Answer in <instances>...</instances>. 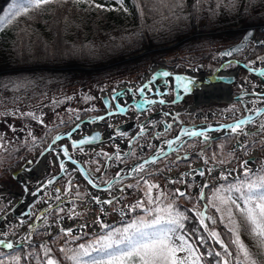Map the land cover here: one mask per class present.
<instances>
[{"label":"rangeland","instance_id":"rangeland-1","mask_svg":"<svg viewBox=\"0 0 264 264\" xmlns=\"http://www.w3.org/2000/svg\"><path fill=\"white\" fill-rule=\"evenodd\" d=\"M5 2L6 0H0V8ZM66 26V24H62L61 26L63 29L62 33H60L62 38L63 36L68 37L67 32L64 30ZM256 26L257 28L255 30L254 36L259 34L260 27H264V20L263 24ZM238 27H240L239 29H241L243 26L242 24H240L232 27H227L221 30H217L216 33L219 34L224 32H233L237 30ZM246 31V27H243L241 31H239L241 32V38L239 39V41H237V43L242 41V38L246 34ZM211 34L212 32H194L189 34V36L187 37L181 38V40H174L163 46L145 48L141 51L126 56L125 58H123V60L117 61L116 63L125 61L134 62V60L144 57L146 54L151 57V53L153 54L157 52H165L164 54H167L164 56L162 53V56H160L158 59L153 60L152 58V60H149L150 62L147 64L144 71L138 72L139 68L134 67L124 76L115 78L112 84H106V82L104 81L98 83V80H86V83L82 82L83 85H79L80 83L73 86L71 85L59 89L48 96L45 94L38 98L35 97L36 99L28 98V100H26V95L21 94L18 98H16L17 100H14L17 101V104L15 105H10L8 101L9 99L10 101H12L13 97L8 98L9 95L6 90L0 89V187L20 191L18 185L14 182L12 175L10 176V174H13L17 169V163H20L22 159L24 160L28 157L34 159V154L38 152L40 148H43L41 147V145L46 144V146H48L49 143H51L52 134L64 130V128L70 129L71 127H73V125H77L78 116L96 117L105 114L106 110L101 100L104 94H112L114 92L119 93L121 91L120 95L124 103H128L126 101V97H131V95L132 101H135L139 98V94L133 93L135 91L132 87L136 86L143 80H149L144 89L145 93L149 95L148 97H142V100L140 101L149 99L151 97L150 95H152V93H149V91H152L153 94L155 92L161 93L162 96H155V99L157 98L156 100H154L153 102H149L144 106H140L137 111L134 110L132 105L129 104L127 113L129 111H131L132 114L134 113V119L127 118L126 120V118H119L121 119V122L131 124L129 130L131 129L134 133L132 134V138H130V135L125 136L126 140H124V142L127 140L133 141V146L129 147L128 145V149H126L123 142L120 144L119 148H115L114 146H112L113 143L109 142V144L104 145V147H108V150H103V148L101 150V153H105L107 155L102 156L100 154L91 152L93 157H86L84 155L83 159H81L82 165L94 171H96L95 169L98 167L100 169L104 168V161H108L109 170L106 178L100 182L102 184H105L107 180H110L113 171H115L110 170L111 166L113 165V162H111L112 160L115 161L114 168H118V162L122 163L121 166H123L125 164H129V162L146 159L153 154L154 150H157V148H159L160 144H166V140L168 138H173L177 132H182V129L191 126V124L206 125V122L210 121V123L212 122L217 124L230 123L228 126H231L239 122L237 120H239L240 118H244L243 116L246 114V111L241 106L243 93H250L249 96L246 95V99L248 100L253 98V92L256 95L260 94L259 97H255L256 99L264 98V96L261 95L264 93V75H262V71H260L264 68V55H262L264 53V44L259 43V41H264V36L256 37L253 40V45L250 46L249 44V47L245 48L240 54L235 55L234 58L237 62L229 63L225 57L221 56V51L237 43H233L228 47L221 48V44H219V42H212H215L217 39L220 41H224V39L221 38L223 36H221V34L212 36ZM46 35L47 32L45 30H39L37 34L38 44H42V42L44 43V37ZM207 36H211L212 38L207 39L205 43L202 42L204 37ZM189 38H195L196 42L193 43L194 47L200 46L201 49L199 53H195V55H198L200 58L197 57V59L184 62V64L181 60V57L177 55V49H179L178 47L181 46V44ZM225 38L228 41V36H225ZM11 39L12 37L8 34L5 35L4 40L0 42V66L12 64L8 68H6V70L4 69L0 71V74L7 75L8 72L6 71L18 69L14 68V63H21L24 61V59L21 58L20 55L18 56V50H16L15 53L17 56H8L7 51L10 49L9 42L11 41ZM203 44L206 45L203 47ZM47 54L49 55V51L47 52ZM171 57L173 58L171 59ZM253 58L256 61L260 60L259 63L261 64L252 62L249 63V60ZM168 59H171L172 62H166ZM49 61L52 62L56 60L51 59ZM114 64L115 63H108L102 67H94L93 65L81 63L79 65H75L76 67L74 68V71H76L82 77L84 76V72L89 74L91 70L101 69L103 67L111 66ZM57 66L61 67L65 65ZM57 66H43L40 62H38V60H35L34 62L32 61V65L29 67V69L30 72L46 71L44 73L50 74V70H53V67L56 70ZM63 68L65 67H61L59 69ZM155 68L156 70L153 71V69ZM173 68L175 72H172ZM249 68H253L254 70H251ZM256 68L257 70H255ZM185 69H191L196 73H187ZM218 69L226 71L234 70L236 73V77L230 75V78L233 81L228 83L227 79L224 78V76H226L229 79L228 73L221 74L218 77L219 79L222 78L221 80H215V82H213L214 85L209 84L210 86L204 84L206 86L203 87H229L231 92L230 101L215 100L210 102H197L195 101L194 96L188 94L185 95L184 101L177 102V104H175V107H178V105L179 107L177 108V110H175L176 114L174 117H171L166 113L165 105L161 103V101L164 100L163 97L165 98V94H163L162 90H160V86L166 84L167 79H165V76L161 75V73L168 72L169 74H182L183 76H195L194 78L203 79L204 77L200 76L199 72H201L202 74L203 72L216 73L218 72ZM32 74L34 75V73ZM148 75H150L151 77L148 78ZM187 80L188 79L182 78L179 81L176 80V82L180 86H183V84H187ZM195 80H197L196 82H199L201 85L204 83L201 82V80ZM205 80L207 79L205 78ZM92 85L95 87V90L92 89ZM0 88H2L1 83ZM127 90L129 93L127 92ZM191 92L197 91L192 90ZM166 95L170 96L168 94ZM169 98L172 102L173 97L170 96ZM257 102L259 103V101ZM251 105L252 108H254L256 106V102L252 103ZM252 108H250L251 111H253ZM163 118H168L167 122H171V120L173 121L171 130L167 133L158 129V127L164 129V125L161 124L160 126L159 124ZM179 119L181 120V122L179 121ZM65 122H67V125H61L65 124ZM163 122L164 121L162 120V123ZM259 124H261L260 120L249 123L247 126H245V128L243 127V131L246 130V132L238 131L237 133H232L229 128L218 130L219 133H216L218 131H215L216 134L213 131L207 132L211 137L214 136L212 139H210V137L207 141L201 140L199 137L187 139L181 148L177 150L175 149L181 154L175 155L174 152H171L164 158H161L157 160V162L150 164V166L145 167V170L139 173L144 174V180L147 181L146 184L138 185L135 183L138 180H134L131 183L133 187H128L127 185H125V191L121 192L122 200L120 202H116L114 205H111L105 214H102L101 211L95 208L80 210V206L83 205L84 202L73 201L70 204L73 205L74 208L69 210V215L73 212H76L78 219L82 220L85 223H78L77 220H63V222L65 224L67 223L68 228L75 226L77 223V225H82L83 233L90 227L92 228L98 222V220L102 221L98 216L99 214H101V216L103 217H107V215H120L123 217H127L126 214L128 212L125 211L124 214H121V209L126 210L127 202H130L129 205L133 206L138 205L139 202V206H136L135 209L138 214L137 216L142 217V215L151 213L154 208H159V206L164 203L163 200L166 197V199L170 203H172L173 201H179L182 204H185V206L189 207V209L197 213L200 222L201 220H203L204 223H201L203 226L207 225V227H211L215 223H212L213 218L210 215L219 214L217 213V207L215 206L217 205V197H219V199L221 198V192H215V190L220 187L219 185L224 182L236 180L244 171L250 173L254 171L258 172L261 170V168L259 167L264 165V161H262V159H264V148L256 145H249L253 138V141H258L259 143L264 142V131H261L259 129ZM173 129H177V131L175 134L171 135ZM157 130L162 133L158 136H161L163 138H161L159 144L157 143L156 145H153L152 137ZM247 133L253 134L248 135ZM123 134L124 132L119 135L121 139ZM224 138H229L230 140H222ZM213 141L216 142V146L218 148H212L213 151L207 154V150H205V148ZM227 142H230L229 148L225 147ZM26 144H28V147H30V152L25 153L13 167L8 168L7 165L11 161V155L8 154L6 150L12 152L13 150L19 149ZM117 152L120 155L119 161L115 158L111 160L108 159V157H116ZM179 160L180 162H178ZM51 161L47 162L48 165L51 163ZM221 161H223V163H221ZM207 165L211 168H206ZM215 166L219 168L211 170ZM199 168L203 169V178H201L197 172V169ZM5 169H7L8 171L6 170V172L3 173ZM186 170L191 171L187 174H184V171ZM210 171H212L211 174ZM57 172H59L58 166L53 165L52 169L49 170V175H54ZM1 173L3 174L1 175ZM170 175L172 177H170ZM8 176H10V178ZM66 179L67 177L64 179H60L59 181L54 183L51 186L50 190L43 195L42 199L44 200V204H41L43 200L41 202H37V205H39V210H43L41 212V217H43L44 219L43 222L41 221L39 226L34 229V234H25L24 241L17 244V247L13 248L11 251L21 246L33 247V245L36 244H40L41 246H44L45 244H47L48 246H52L53 244L61 245L64 242L72 240L73 238H77L69 237L72 236L70 233L66 235L63 232H54L57 229L55 216L63 212L61 211L62 207L67 206L65 204H59L58 206V201L60 200V198H56L57 196H59L56 185H59L63 189L62 198L68 197V195H64V193L66 192ZM3 180H9V182H3ZM70 183L71 186L77 184L80 187V192L83 196L82 199H86L89 197L83 186V183L80 180H74L69 182V184ZM69 184L67 186H69ZM149 184L158 185L159 187L152 188L151 193L148 194ZM176 189H180L185 193V195H178L176 193ZM113 191L114 188L110 190V192ZM52 192L54 193L53 195ZM201 193H203L205 197L203 200L200 199ZM47 196H50V200H46ZM12 200H15V197H13L10 193H2V195L0 196V213H6L8 211V208L13 205L11 203ZM169 202H167V204ZM205 202L208 204V206ZM65 203L68 202L65 201ZM87 204L88 203L86 202L85 205ZM51 206L55 207L50 208V210L48 211H44L45 208ZM217 206L220 207L219 205ZM32 210H34V207L32 208ZM219 216L228 217L229 215L226 212L224 215L220 214ZM209 217L211 219H209ZM9 218H11V223L1 225L0 227L6 229H1L0 233L9 235L12 240H14L13 237L17 236L18 234L20 236H23L22 232L25 224H23V222L19 223L18 220L12 218L10 214ZM50 220H52L51 224H48ZM231 222V226H227V228H230L235 234V237H237V226L233 221ZM40 226L44 228V230H38ZM104 228L105 227H100L98 231H93L91 234L98 235L104 230ZM53 238H58V241L56 242V240H53ZM239 241L241 242L240 239ZM244 247L247 249L246 246ZM234 249H236V247ZM234 249L230 250L231 254H233V252L235 251ZM7 252L8 251H5L0 246V253L5 254ZM248 253V258H245L242 252L238 253L237 257L240 260L239 264H253V262L257 264L249 250ZM177 256L179 259L186 261V264H193L187 251H181L177 254ZM6 264H13V260H10L8 258ZM235 264H237V262H235Z\"/></svg>","mask_w":264,"mask_h":264},{"label":"trees","instance_id":"trees-1","mask_svg":"<svg viewBox=\"0 0 264 264\" xmlns=\"http://www.w3.org/2000/svg\"><path fill=\"white\" fill-rule=\"evenodd\" d=\"M250 2L255 5L261 4V0H250ZM95 3L105 7L97 9L86 3L77 4L71 0L68 2L58 0L57 3L49 4L40 10H34L29 7L28 0H6L0 8V42L4 40L5 35L9 34L12 39L9 42L8 56H17L15 53L18 50V56L20 55L24 59L21 63H14V68L18 69L6 71L8 72L7 75L0 74V83L2 84L0 89L6 90L9 95L8 98L13 97L12 101L8 100L10 105L17 104V101L14 100H17L16 98L21 94L26 95V100L38 98L45 94L48 96L71 85L79 83V85H83L87 82L86 80H98V83L104 81L106 84H112L115 78L124 76L134 67L139 68L138 72L144 71L150 62L149 60L158 59L162 53L164 56L167 55L164 54L165 52H157L151 53V57L146 54L134 62L116 63L142 49L163 46L174 40H181V38L187 37L197 30L205 33L212 32L211 35L216 36L217 30L240 24L243 27L261 25L264 20V10L243 13L229 10L228 6L231 4V0H122V3L119 0H95ZM26 8L28 9L27 12L24 11ZM62 24L67 25L64 30L68 37H61ZM40 29L47 32L44 43H39L41 45L37 42V34ZM219 34L223 36L221 38L224 41L217 39L212 43L219 42L221 48L237 43L241 38V32ZM225 36H228V41ZM209 38L212 37H204L202 42L205 43ZM195 42V38H189L178 47L177 55L181 57L183 63L197 59V57L200 58L195 53H199L201 48L200 46L194 47L193 43ZM205 45L203 44V47ZM48 51L49 55L47 54ZM57 53L61 54L57 55ZM51 59L58 61L50 62ZM171 59L166 62H172ZM35 60H38L43 66L65 65L61 66L65 68L59 69L61 67L57 66L55 70L53 67L50 74L44 73L46 71L30 72L29 67ZM78 63L89 64L94 67H102L108 63L115 64L91 70L89 74L84 72V76L81 77L74 71L75 65H79ZM11 65H1L0 71L6 70ZM92 89L95 90L93 85ZM61 125H67V122ZM222 140L229 141L230 139L224 138ZM214 142L206 146L207 154L213 151L212 148H218ZM229 145L230 142H227L225 147L229 148ZM249 145L264 148V142L254 141ZM29 150L28 144L12 152L6 150L11 155V161L7 167H13L21 156ZM10 176L8 177L10 178ZM258 177H264V166L258 172H245L240 178L219 185L220 187L215 192H221V198L217 197L215 200L220 207L215 206L220 211L217 212L219 214L210 215L216 221L211 227L203 226L197 213L185 204L179 201L170 203L165 197L164 203L159 208H154L151 213L142 215V217H138L136 213L131 219L118 220L98 235L87 234L82 238H73L61 245L48 246L45 244L41 246L36 244L33 247L30 246L31 248L21 246L5 254L10 260H13V264H16L13 259L15 256L21 258L19 264H46L48 258L54 259L57 264H93L94 261L97 264H106L109 254H118L117 246L119 249H125L129 246V241L125 240V236L137 238L135 229L128 233H124V229L136 224L142 231L150 234L155 228L170 227L164 224L153 225L152 227L149 225L157 217L168 219V210L171 208L173 218L176 217L177 213L184 217L180 220L183 227L173 226L175 227L174 238L183 235L192 246L194 251L191 254L187 252L193 264H218L219 260L225 258L231 264H235L239 251L238 245L233 241L238 236L241 243L253 255L256 263L264 264V236L257 234L260 230L253 231L254 225L246 218V214L238 208L231 206L230 203H222L223 200L236 201L241 209L244 208L246 197L241 196V193L235 189L241 185H247L249 182H256ZM144 179L135 183L144 185L146 184ZM3 182H9V180H3ZM167 202L169 203L167 204ZM206 205L208 206L207 203ZM227 207H231V217H220V214L224 215L227 212L225 211ZM231 221L237 226V237L230 228H227V226H231ZM213 231L218 234L219 240L223 241L224 245L229 246V252L236 247L231 256L225 257L217 237L211 235ZM106 237H111L114 242L113 247L107 250L103 248ZM200 238H203V242ZM53 240L57 242L58 238H53ZM80 245H84L87 249V255L84 254ZM96 249L100 250L97 251ZM46 251H48L47 256L45 255ZM209 252L213 254L220 252L221 255L220 257L209 256ZM196 257H199V260H196Z\"/></svg>","mask_w":264,"mask_h":264},{"label":"water","instance_id":"water-1","mask_svg":"<svg viewBox=\"0 0 264 264\" xmlns=\"http://www.w3.org/2000/svg\"><path fill=\"white\" fill-rule=\"evenodd\" d=\"M255 30L256 28L252 27L250 29H248L246 31V34L244 35V37L242 38V41L232 45L224 50L221 51V56L225 57L227 59V61L229 63H233V62H237L236 59L234 58L235 55L239 54L240 52H242L251 42L254 34H255ZM261 31L264 32V28H261ZM232 52V55H224V53L226 52ZM251 62V61H250ZM239 63V62H238ZM219 71H223L218 69V72L213 73V75L217 76L220 74ZM211 77V76H210ZM196 78H191L190 80H195ZM199 80L204 81V79L199 78ZM210 80V78H209ZM216 80V79H215ZM148 81L143 80L141 82H139L136 86H133L134 88H136V92L137 93H141V91H139L140 88H144L145 85L147 84ZM195 93L197 92H191L188 91L186 94L192 95L195 98V101L198 102L197 100V96H195ZM112 98L114 100L115 103H117L119 101V99L121 98L120 93H116L114 92V94H112ZM102 103L104 105V108L107 109L108 111L105 114L99 115L97 117V119L99 121H96L94 118L91 119H85L83 120V124H85L83 127L79 128V127H71L70 129L64 131V133L62 134H58L57 136H55V138L52 140V143L49 147H47L46 149L42 150L41 152L37 153L34 155V159L28 158L18 169L15 170V172L12 174V178L14 179V182L20 187V191L17 190H12L10 188H3L0 187V196L2 195L3 192H8L10 193L13 197H15V200H12L11 203L13 204L10 208H8V211L6 213H0V224L1 222L6 220V223L9 224L11 223V218H9V214L12 216V218L18 220L19 222H26V220L28 218L32 217V206L36 205L37 202H41L43 199V195L48 192L51 188V186L56 183L57 181H59L60 179H64L67 177L65 183H66V191H68L69 193H74L72 191H69V186H67L69 184V182L74 181V180H80L83 183V186L87 192V194L89 195L88 198L85 199V201H87V205L82 208L81 210H85V209H89V208H95L101 212H106L109 207L111 205H114L116 202H120L121 201V192L124 190V186L122 184V182L124 180L127 179H133L135 174L137 173H131L130 175L129 170L135 166L138 163L143 162L144 160H153V158L156 156V151L154 150L153 154L150 155L148 158L146 159H141V160H137L134 162H131L129 164H125L123 166H121V163L118 162V168H114V163L115 161L112 160L111 162H113V165L111 166L110 170H115L114 173L112 174L110 180H107V182L105 184L100 183V178L101 175L100 174H94L93 171H91L90 169H88L87 167H85L84 165H82L81 163V159H83V156L85 155L86 157H93V155L90 153L93 150H98L99 148L103 147L105 144H109V142H112L113 145L115 146V148H119L120 144L119 141L122 143L123 141L120 140V134L123 133V131L125 129H128L130 127V124H121L119 126H112V122H117V118L116 116L120 115L118 111L113 110L111 108V100L109 99L108 96H103L102 97ZM231 99H229L228 101H230ZM205 102H210L208 100H203ZM149 103V102H147ZM135 106V104H134ZM264 110V109H262ZM125 113H122L121 115L125 117V115H123ZM262 115V114H261ZM261 115H255L253 117H249V118H245L243 119V121H247V123L252 122L253 120L259 118ZM101 117H103V119H100ZM251 118V119H250ZM163 123H166L165 121ZM100 125L102 128L104 129H93V125ZM111 125V135H108V126ZM169 124H164V130L165 131H170L171 128H168ZM229 124H224V125H218V126H212L209 128H197V126H192L191 128H194L193 130H186V131H179V132H175V136L173 138H168L166 140V148H165V152H163V154H160V158L155 159V162H157V160L164 158L165 156H167L168 154H170L171 152H174L175 149H179L182 147L183 143L187 140V139H192L194 137H201V136H191L188 135L187 133L189 132H203V133H207V132H215L223 127H227ZM190 128V127H189ZM91 129V130H90ZM81 132L82 135H78V133ZM159 131H156V135H159ZM70 134V135H69ZM61 137V139L57 140L56 137ZM93 136H98L99 138L95 141H91V137ZM214 137V136H213ZM213 137H211L210 139H212ZM203 138V137H201ZM81 139H88L91 142L84 144V145H79V141ZM178 144H174L177 142V140H179ZM73 141L77 142V146L73 147ZM172 142V143H169ZM130 144V143H128ZM161 146V144L159 145V147ZM63 147H68L69 151H68V155H64L62 152V148ZM158 149V148H157ZM118 153V152H117ZM116 153V155H117ZM128 154V153H127ZM45 156L47 158H50L51 163L49 164V168H52L53 165H57L59 168V172H57L56 174L52 175L51 177L49 176V178H46L45 182L40 181L41 177H39L38 175V165L39 163L43 160V158H45ZM69 156L71 157V159H69ZM115 157H113L114 159ZM63 164L64 165V169H61L60 165ZM150 164L152 163H148L145 165V167L150 166ZM75 166V167H74ZM108 161H105L104 164V170H103V175L106 174V171L109 170L108 169ZM127 169V170H126ZM191 170H186L184 171V174L189 173ZM203 171L202 168L197 169L198 174ZM119 173V176L117 175ZM43 174V173H42ZM42 176V175H41ZM201 176V175H200ZM92 180L94 181L93 183H90L89 181ZM49 181H52V183H49ZM109 182H111V184H109ZM120 185H117L119 184ZM77 185V184H75ZM112 188H115L117 191L113 194L110 195L109 192ZM56 189H59L58 194L62 195L63 193V189L59 186L56 185ZM181 189V188H180ZM54 193L52 192V195ZM99 199L101 201H107L109 199H112L114 202L112 204H107V203H97L96 199ZM117 198L118 201H117ZM49 199L50 200V196H47L46 200ZM72 200V201H71ZM71 200H64L63 198H61L58 201V206L59 204H70L73 201H78L81 200V198L79 197H73ZM65 201H67L68 203H65ZM44 200L41 202V204L43 203ZM23 206L24 210L21 211L20 213H18V209L19 207ZM36 209L39 208V205H36ZM55 207V206H51L48 208H45L44 211H48L50 210V208ZM43 210H40L38 212V214L36 215V217L34 218V224L33 226L35 227L39 221L38 218L41 214ZM77 213L72 214V218H76ZM59 217V219L62 220H67L68 216L67 215H62V216H57ZM51 221L48 224H51ZM56 223H59L58 220H56ZM83 230V226L82 225H78L73 227L70 232L72 234H80L82 233ZM60 232V229L58 230V233ZM69 231L64 230V233H68Z\"/></svg>","mask_w":264,"mask_h":264},{"label":"snow or ice","instance_id":"snow-or-ice-1","mask_svg":"<svg viewBox=\"0 0 264 264\" xmlns=\"http://www.w3.org/2000/svg\"><path fill=\"white\" fill-rule=\"evenodd\" d=\"M58 0H28L29 7L34 10H40L44 8L45 6L53 3H57ZM65 2H68V0H65ZM73 3H86L92 8L97 9H103L105 6L101 4L95 3V0H71ZM120 3H122V0H119ZM229 10L236 11L238 13H243L246 11L251 12H260L264 10V0H261L260 5H255L250 2V0H231V4L228 6ZM25 12L28 11V9H24ZM259 43L264 44V41H259ZM61 53H57L59 55ZM224 55H232V52H226ZM262 75H264V70L261 72ZM163 76H168V72L161 73ZM139 91L143 92L144 88H140ZM164 101H161L163 103ZM257 115L264 114V110H258L256 112ZM100 119H103L101 117ZM251 119V118H250ZM247 121H239L234 125L227 126L229 130L232 133H237L238 131H243L242 126L245 125ZM168 128L171 127V125L167 126ZM259 129L261 131H264V123L259 124ZM191 136H201L205 141L209 139L207 135H205L203 132H189L187 133ZM248 135H252L253 133H247ZM70 135V134H69ZM98 136L91 137V141L97 140ZM57 140L61 139V137H56ZM88 139H81L78 143L79 145H84L91 142ZM172 143V142H169ZM73 147L77 146V142L73 141ZM68 147H63L62 152L64 155H68ZM163 151V150H161ZM100 155H107L105 153H101ZM160 158V153H157L156 156L153 158V160H144L141 163L136 164L129 170V175L131 173H137V172H143L145 170V165L148 163H154L155 159ZM69 159L71 157L69 156ZM109 160L113 159L112 157H108ZM115 159H120L119 153H117ZM223 163V161H221ZM61 169H64V165H60ZM97 172L100 171V168L95 169ZM119 176V173L117 174ZM199 175H204L203 171L199 173ZM90 183L94 184V181L90 180ZM49 183H52V181H49ZM147 183V181H145ZM111 184V182H109ZM128 187H133V185H128ZM158 185H148V194L151 193L152 188H158ZM69 191L71 190V183L69 184ZM59 189H57V192ZM235 191L240 192L241 196L246 197L244 200L245 207L240 208L238 204H236V201H228L223 200L222 203L224 204H231V206H234L238 208L241 212L246 214V218L251 221L252 225H254L253 231H256L259 229L260 231L257 233L258 235L264 236V177H258L256 182H249L247 185H241L240 187H237ZM176 193L180 196H184L185 193L181 191L180 189H176ZM57 199L60 197L57 196ZM205 197L203 193L200 194V199L203 200ZM255 198V199H253ZM119 198H117L118 201ZM97 203H107L112 204L114 201L112 199H109L107 201H101L98 198L96 199ZM251 205V206H250ZM139 206V202L138 205ZM133 205H128V210H135V207ZM218 212L220 211L219 208L216 209ZM258 210V212H257ZM63 211V209H61ZM225 211H227L229 217H231V207L225 208ZM125 210L121 209V214H124ZM202 215V214H201ZM184 219L179 213L176 214V217L173 218L172 215V209L169 208L168 210V219H164L163 217H157L153 219L152 224L149 225V227H152L153 225H169L170 227H158L153 230L152 233H146L140 229V227L136 224L130 225L129 228L124 229V233H128L132 229H135V232L137 234V238H133L130 236H125V240L129 241V246L125 249H119L117 246L118 254L112 255L109 254L108 259L106 261V264H186V261L181 260L178 258L177 254L181 251H188L190 254L192 251V246L188 243L186 238L183 235H180L179 237L174 238V232L175 227L173 226H179L183 227L182 224H180V220ZM209 219H211L209 217ZM41 221L43 222V217H41ZM215 220H212V223H215ZM201 223L203 224V220H201ZM207 227V225H204ZM70 232V230H69ZM213 237H217L218 242L220 243L222 250L224 252L225 257L231 256V252H229L227 245L223 244V241L219 240L218 234L213 231L211 233ZM203 242V238H200ZM177 241H179V244H177ZM97 243H100L97 241ZM233 243L238 245L239 252L243 253V256L245 258H248L249 253L248 250L244 247V245L239 241V238L237 237L236 240L233 241ZM114 242L112 241L111 237H106L105 242L103 244V248L105 250L111 249L113 247ZM0 246H3L6 249H13L14 244L11 242H7L5 239L0 238ZM80 248L83 250L84 254L87 255L88 251L84 247V245H80ZM99 251L100 249H96ZM63 251V249H62ZM45 255H48V251L45 252ZM209 256L215 255L216 257H220V252L216 253H208ZM8 257L4 253H0V264H6ZM16 264H19L20 257L15 256L13 257ZM196 260H199V257H196ZM46 264H57V262L52 259L48 258L46 261ZM93 264H97V262H93ZM218 264H230L229 260L227 258L223 260H219ZM237 264H239V258H237ZM255 264V262H253Z\"/></svg>","mask_w":264,"mask_h":264},{"label":"bare ground","instance_id":"bare-ground-1","mask_svg":"<svg viewBox=\"0 0 264 264\" xmlns=\"http://www.w3.org/2000/svg\"><path fill=\"white\" fill-rule=\"evenodd\" d=\"M244 27H246L247 28V30L248 29H250V28H252V27H254V28H257V26H244ZM240 27H238V29L237 30H235V31H233V32H239V31H241V29L243 28H241V29H239ZM261 28H264V27H260L259 28V34L258 35H255V36H253V38H252V40H251V45H253V40L256 38V37H259V36H264V32H262L261 31ZM198 31H200V30H197L196 32H198ZM149 52H150V50H149ZM156 70V68L155 69H153V71H155ZM190 73H196V72H193V71H189ZM200 73V76H202V77H207V76H209V78H210V80H204V81H201V82H204L202 85L199 83V82H196V81H193V80H190L187 84V86H178V84L176 83V81L175 80H173V76L171 75L170 76V78H169V83H170V87H173V86H177L176 88H178L177 90H178V94L179 95H181V94H183V93H185V92H187V91H190L191 89H193V87H196L197 89H199V90H196L197 91V93H195V96H197V100L198 101H203V100H208V101H219V100H225V101H228L229 99H230V88L228 87V88H222V87H215V86H212V87H203V86H210V85H214L213 84V82H215V79L216 80H218V78H217V76H215V75H213V74H210V73H205V72H203V74L201 73V72H199ZM228 73V76L230 77V75H232V76H235V71L234 70H232V71H229V72H225V73H223V74H227ZM150 75H148V77H149ZM191 77H195V76H191ZM230 81L232 82L233 80H231L230 79ZM204 84H206V85H204ZM210 84V85H209ZM165 85H167V84H165ZM201 88V89H200ZM126 93V92H125ZM131 95V94H130ZM129 96V95H128ZM131 97H132V95H131ZM131 97H126V101L127 102H129V100L130 101H132V98ZM122 100V99H121ZM178 107H179V105H178ZM178 107H174V109L176 110ZM169 108H172L171 106L169 107ZM209 122V123H208ZM208 122H206V124H210V121H208ZM206 126H208V125H206ZM98 127H101L100 125H98ZM207 128H209V126L207 127ZM111 131H112V129H111V125H109L108 126V135H111ZM215 133V132H214ZM216 133H218V132H216ZM215 133V134H216ZM41 147H43V148H45L46 147V144H44V145H41ZM158 151H159V149H158ZM48 160H50V158H47L46 156H45V158H43V160L39 163V165H38V167H37V169L39 170L38 171V175H39V177H41V179L40 180H42L43 179V182H45V178L43 177V176H41L42 175V173H44V171H47V165H48ZM127 170V169H126ZM170 177H172L171 175H170ZM133 182V181H132ZM126 220H128L127 218H126ZM3 238H5V236L3 237ZM6 239V238H5ZM20 240H24V238L23 237H21V238H18L17 240H15V242H17V241H20Z\"/></svg>","mask_w":264,"mask_h":264},{"label":"flooded vegetation","instance_id":"flooded-vegetation-1","mask_svg":"<svg viewBox=\"0 0 264 264\" xmlns=\"http://www.w3.org/2000/svg\"><path fill=\"white\" fill-rule=\"evenodd\" d=\"M263 54H264V53H263ZM161 138H163V137H161V136H156L155 133H154V136L152 137V140H153L152 143H153V145H154V144L156 145L157 143L159 144V142L161 141ZM46 172H48V170H47Z\"/></svg>","mask_w":264,"mask_h":264}]
</instances>
